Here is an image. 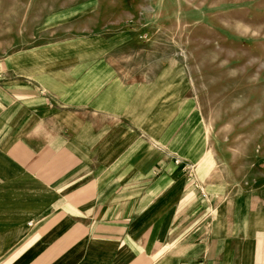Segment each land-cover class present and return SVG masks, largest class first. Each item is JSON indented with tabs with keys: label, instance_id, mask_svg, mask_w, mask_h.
<instances>
[{
	"label": "crops",
	"instance_id": "0c3cea01",
	"mask_svg": "<svg viewBox=\"0 0 264 264\" xmlns=\"http://www.w3.org/2000/svg\"><path fill=\"white\" fill-rule=\"evenodd\" d=\"M95 2L46 12L33 34L58 37L0 55V264H264V188L226 194L192 169L184 77L132 85L113 56L130 29Z\"/></svg>",
	"mask_w": 264,
	"mask_h": 264
},
{
	"label": "rangeland",
	"instance_id": "374dc122",
	"mask_svg": "<svg viewBox=\"0 0 264 264\" xmlns=\"http://www.w3.org/2000/svg\"><path fill=\"white\" fill-rule=\"evenodd\" d=\"M80 1L96 4L0 0V55L58 37L52 32L43 39L33 30L46 12ZM98 1L106 19L122 20L110 31L130 29L113 56L132 85H149L161 73L166 83L184 77L185 90L180 87L178 102L173 97L176 115L169 112V90L154 103L156 112L163 108L164 123L171 115L178 122L180 154L192 169L211 173L226 194L264 188V0ZM149 91L142 94L152 101Z\"/></svg>",
	"mask_w": 264,
	"mask_h": 264
}]
</instances>
